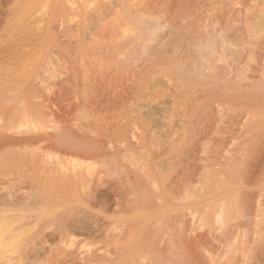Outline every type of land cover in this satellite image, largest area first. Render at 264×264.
Masks as SVG:
<instances>
[{"label": "rangeland", "instance_id": "obj_1", "mask_svg": "<svg viewBox=\"0 0 264 264\" xmlns=\"http://www.w3.org/2000/svg\"><path fill=\"white\" fill-rule=\"evenodd\" d=\"M33 1L0 0V74H7L2 75L0 82L9 79V70L15 67V62L24 59L21 50L19 56L15 54V59L10 47L4 45L6 28L12 22L9 19L18 14V9L19 13L25 11L23 7L33 9V12L39 10L35 15L42 16V20L39 18L42 22L38 19L34 24V27L38 25V31L33 29L32 42L36 46L32 44L34 53L32 57L28 56L32 59L29 62L35 61L30 63V68L38 80H32L30 86L20 91L22 96L14 115L22 119L27 116V111L33 110L44 126L39 130L30 127L4 135L0 131V146L3 145L0 147V167L27 164L24 178L16 181L14 188L31 189L45 178L55 182L63 180L67 184V179L83 174L88 180H85V187L98 194L90 199V204L98 207L96 209L104 206L109 209L111 205L131 207L128 203L138 208L135 211L144 209L142 213L150 208L160 209V225L148 224L135 234L134 247L138 249L134 248L135 256L141 250L145 251L150 254V262L155 261V264H264V17L257 13L262 3L251 0L248 1L252 4L250 7L241 0H237L238 3L236 0H172L167 9L158 0V12L146 21L148 28L146 25L142 28L139 18H145V5L151 0H131V3L130 0L128 3L126 0H104L103 7V0H93L99 2H94L96 7L92 0H87L89 4L86 0H78V5L84 4V7L80 5L83 12L88 9L84 14L81 11V16H68L65 0L62 4L61 0ZM20 3H23L22 7ZM129 3L136 4L137 9L133 5L129 7ZM88 5L94 6L92 10ZM109 5L114 7H110L112 10L116 6L119 12L115 9L113 13ZM163 7L168 13L161 12ZM131 8L139 10L141 15L145 12V15L135 16L138 11L130 12ZM95 9L99 12L102 9L103 14L97 10L95 13ZM258 16L262 22L256 18ZM75 26L78 28H73ZM132 27L136 29L135 33L133 29L130 31ZM125 28L129 33L124 31ZM76 29L79 31H72ZM85 29H88L87 33ZM72 32L78 34L74 41ZM85 33L88 35L84 42L86 56L77 49L79 38L86 36ZM23 35L21 32L20 36ZM90 40H94L91 41L93 46ZM111 61L117 62L116 65L113 66L115 63ZM1 62L7 65L3 66ZM23 100L26 104L22 105ZM148 101L167 105L148 113L143 107ZM2 106L3 103L1 109ZM41 135L45 140L29 146L32 147L27 149L29 153L25 145L19 143ZM49 145L53 148L49 149ZM209 171L213 174L210 178L214 176L211 183L213 179L215 181L213 186L210 184L211 189L205 190L213 189V192H199L197 186L201 185L204 173L209 174ZM120 209L116 208L117 215H120Z\"/></svg>", "mask_w": 264, "mask_h": 264}, {"label": "bare ground", "instance_id": "obj_2", "mask_svg": "<svg viewBox=\"0 0 264 264\" xmlns=\"http://www.w3.org/2000/svg\"><path fill=\"white\" fill-rule=\"evenodd\" d=\"M24 2V0H22ZM33 1V0H32ZM37 1V0H36ZM39 1V0H38ZM82 1V0H81ZM85 1V0H83ZM90 1V0H89ZM93 1V0H92ZM91 1V2H92ZM100 1V0H99ZM107 1V0H106ZM105 1V2H106ZM109 1V0H108ZM134 2V0H132ZM131 0L129 1L130 3L132 2ZM156 1V2H155ZM158 0H152L148 1L145 5L146 8V15H148V17L143 13L142 15H145V18H139V22L137 20L138 23L142 24V28L144 27L143 25H146V27L148 28L146 21H149V18H151L154 14L156 15V13L158 11H156V4ZM172 0H161V3L163 6H165V8L170 6ZM205 1V0H204ZM210 1V0H209ZM231 1V0H230ZM237 1V0H236ZM244 3H248V1L250 2L251 0H241ZM255 3V0H253ZM262 3V5L260 4V2L258 4H260V8L258 9L255 5V7L258 9L257 13H259L260 17H264V0H258ZM256 1V2H258ZM21 2V1H20ZM26 2V0H25ZM24 2V3H25ZM34 2V1H33ZM93 1V5H94ZM97 2V1H96ZM95 2V4H96ZM113 2V1H112ZM126 2L128 3V1L126 0ZM136 2V1H135ZM252 2V1H251ZM48 3V1H47ZM78 0H65V10L67 15H71L72 14H79L81 13L82 9L80 5H84V4H79L78 5ZM85 3H88L87 0ZM90 3V2H89ZM88 3V4H89ZM99 2H97L98 4ZM102 3V2H101ZM100 3V4H101ZM108 4L110 2H107ZM106 3V4H107ZM129 3V5H130ZM160 3V2H159ZM205 3V2H204ZM238 3V1H237ZM21 4V3H20ZM23 4V3H22ZM21 4V7H22ZM27 4V3H26ZM29 4V3H28ZM35 4V3H34ZM51 4V3H50ZM61 4H62V0H61ZM104 4V0L102 3V7ZM108 4L106 6H108ZM118 4V3H117ZM137 4V2H136ZM136 4H131L133 5V7L135 8V6H137ZM172 4V3H171ZM233 4V2H232ZM236 4V3H235ZM242 4V3H240ZM249 4V3H248ZM257 4V6H258ZM36 5V4H35ZM92 5V4H91ZM90 5V6H91ZM131 5L129 7H131ZM135 5V6H134ZM159 5V4H158ZM157 5V6H158ZM161 5V6H162ZM250 5V4H249ZM252 5V4H251ZM250 5V7H251ZM28 6V5H27ZM26 6V7H27ZM32 6V3L30 5V7ZM38 6V5H37ZM89 6V5H88ZM87 6V8H88ZM89 9L93 8L91 7ZM98 6V5H97ZM105 6V5H104ZM127 6V4H126ZM229 6V5H228ZM235 6V5H234ZM237 6V5H236ZM239 6V5H238ZM248 6V5H247ZM246 6V7H247ZM19 7V8H21ZM45 7V6H43ZM52 7V6H51ZM84 7V6H83ZM96 7V6H95ZM99 8H102L100 6H98ZM112 8L113 6L109 5V8ZM128 7V8H129ZM245 7V6H244ZM25 11H21V13H19V9L17 10V15L14 17H12L11 20L12 22L9 23V20H7V22L9 23L8 27L6 29H8V33H6L3 37L4 38V45L5 46H9L10 49L13 52V56L15 54H17L19 56V50H21V52L23 53L21 56H24L23 60L19 62H15V60L13 59L12 61L15 62V67L11 66V71L9 70V74H8V78L9 79H5V82H0V95L3 97V101L0 102L3 103L2 109L0 108L1 112H0V131L4 134H7V132H22L23 129H30V127L34 128L35 130H39V128L44 126V123L39 120L38 118H36L35 114L32 113L33 110H31L32 112H28L27 111V116L25 118H23L24 116H22V119H18V117L16 116L17 114L14 115L15 110L17 109V103L20 99V91H23V87H28L30 86V84L32 83V80L35 81L37 79H35L34 76V71L30 68L31 64H34L35 61H32L33 63L29 62V60L31 61L32 59H28V56L33 55V47L31 48L32 44H34L32 41L34 40L33 38V29L38 31L37 27L38 25H36V27H34V24L38 21V19L42 18V16H37L35 15L37 13V11L39 12V10L33 12L31 9H27L25 7H23ZM36 8V6L34 7ZM86 8V5H85ZM105 8V7H104ZM108 8V7H107ZM106 8V10H108ZM109 10H112V9ZM114 8V7H113ZM143 8V9H145ZM233 8V7H232ZM239 8H241L239 6ZM254 8V10L256 9ZM40 9V8H39ZM46 9V8H45ZM116 9V6H115ZM113 9V10H115ZM137 9V8H135ZM162 9V13H165V11L168 13V8L167 9ZM195 9V7H194ZM247 10H249V8H246ZM253 9V8H252ZM250 9V10H252ZM256 9V10H257ZM42 10V9H41ZM64 10V9H63ZM88 10V9H87ZM86 10V11H87ZM92 10V9H91ZM97 9L94 10V12ZM100 10V9H99ZM105 10V9H104ZM105 10V11H106ZM108 10V11H109ZM112 10V11H113ZM118 9H116V12ZM120 10V9H119ZM124 10V9H123ZM197 10V9H196ZM235 10V9H234ZM44 11V10H43ZM46 11V10H45ZM85 11V12H86ZM107 11V12H108ZM122 11V10H120ZM130 11V9H129ZM132 8L131 11L132 12ZM138 13H135V16H137L139 13V10H137ZM136 10H134L133 12H137ZM164 11V12H163ZM170 11V9H169ZM173 11V10H172ZM193 11V10H192ZM227 11V10H226ZM241 11V9H240ZM47 12V11H46ZM49 12V11H48ZM83 12V11H82ZM83 12V14L85 13ZM89 12V11H88ZM92 12V11H91ZM93 12V15L94 14ZM97 12H99L97 10ZM101 12V13H100ZM100 15L103 14L102 13V9L100 11ZM195 12V11H194ZM233 12V11H232ZM231 12V13H232ZM243 12V10H242ZM16 13V12H15ZM64 13V11L62 12ZM90 13V12H89ZM96 13V12H95ZM114 13V11H113ZM122 13V12H121ZM129 14V12H127ZM148 13V14H147ZM173 13V12H172ZM228 13V12H227ZM237 13L240 14V12L237 11ZM245 13V12H244ZM253 13V11H252ZM43 15V13L40 12V15ZM46 15V13H44ZM49 14V13H48ZM47 14V15H48ZM112 14V13H111ZM116 14V13H115ZM124 13H122V17L119 15V17L123 18ZM230 14V13H228ZM235 14V12H234ZM256 14V13H254ZM55 15V14H54ZM65 15V14H64ZM98 15V13H97ZM141 15V14H140ZM141 15V16H142ZM199 15V14H198ZM233 15V14H232ZM230 15V16H232ZM44 16V15H43ZM52 16V14L50 15ZM84 16V15H83ZM91 16V15H89ZM113 16V15H112ZM117 16V15H116ZM133 16V17H135ZM159 16V15H158ZM229 16V15H226ZM229 16V17H230ZM111 17V16H110ZM127 17V14H126ZM132 17V18H133ZM140 17V16H139ZM143 17V16H142ZM45 18V17H44ZM43 18V19H44ZM50 18V17H49ZM52 18V17H51ZM66 18V17H64ZM80 18V17H78ZM83 17H81L82 19ZM118 18V16L116 17ZM115 18V19H116ZM128 18V17H127ZM131 18V17H129ZM137 18V17H136ZM136 18L134 20H136ZM167 18V17H166ZM177 18V17H176ZM254 18V17H253ZM258 20L260 19L259 16L256 17ZM39 19V21H41ZM47 19V17H46ZM60 19V18H59ZM72 19V18H71ZM92 19V18H90ZM107 19V18H106ZM109 19V18H108ZM113 19V18H112ZM138 19V18H137ZM147 19V20H146ZM226 19V18H225ZM230 19V18H228ZM232 19V18H231ZM264 19V18H263ZM263 19H260V21L262 22ZM49 20V19H48ZM55 20V18H54ZM70 20V19H69ZM74 20V19H73ZM89 20V18H88ZM87 20V21H88ZM119 20V19H118ZM124 20V19H123ZM131 20V19H130ZM45 21V20H44ZM72 21V20H71ZM79 21V20H78ZM76 21V22H78ZM86 21V22H87ZM132 21V20H131ZM158 21V20H157ZM219 21V20H218ZM231 21V20H228ZM257 21V20H256ZM42 22V21H41ZM70 22V21H68ZM80 22V21H79ZM93 22V20H92ZM108 22V21H107ZM113 22V21H112ZM153 21H151V24ZM246 22V21H245ZM59 23V22H58ZM73 23V21H72ZM101 23V21H100ZM119 23V22H118ZM150 23V22H149ZM160 23V22H159ZM5 24V23H4ZM38 24V23H37ZM50 24V23H49ZM56 24V22H55ZM74 24V23H73ZM103 24V23H102ZM110 24V23H109ZM127 24V22H126ZM134 23L132 22V25ZM150 24V25H151ZM155 24V23H154ZM153 24V25H154ZM252 24V23H251ZM52 25V24H51ZM71 25V24H70ZM78 25V23L76 24ZM82 25V24H81ZM89 25V24H88ZM107 25V23H106ZM114 25V24H113ZM122 25V24H121ZM130 24H128L129 26ZM136 25V24H135ZM166 25V24H165ZM256 25V24H255ZM263 25V23H262ZM54 26V25H53ZM73 26V25H72ZM101 26V25H100ZM110 26V25H109ZM108 26V27H109ZM134 26V25H133ZM140 26V25H139ZM158 25H156L157 27ZM229 26V25H228ZM260 26V25H259ZM5 27V26H4ZM59 27V26H58ZM78 27L80 28L81 26L78 25ZM78 27H73V28H78ZM96 27V26H94ZM107 27V26H106ZM107 27V28H108ZM113 27V26H112ZM120 27V26H119ZM126 27V26H125ZM131 27V26H129ZM160 27V26H159ZM230 27V26H229ZM232 27V26H231ZM234 27V26H233ZM41 28V27H40ZM50 28V27H49ZM86 28V27H84ZM101 28V27H100ZM140 28V29H142ZM151 28V27H150ZM155 28V26H154ZM163 28V27H161ZM202 28V27H201ZM251 28V27H250ZM52 29V28H51ZM96 29V28H95ZM102 29V28H101ZM136 30L135 28H131L130 31ZM157 29V28H156ZM155 29V30H156ZM164 29V28H163ZM195 29V28H194ZM5 30V28L3 29ZM2 30L1 33H4ZM77 30V29H76ZM72 30L73 32H78L79 30ZM88 29H85V32L87 33ZM116 30V29H115ZM124 30V29H123ZM128 29L125 28L124 31H127ZM139 30V29H138ZM143 30V29H142ZM146 30V29H144ZM150 30V29H149ZM147 30V31H149ZM159 30V29H158ZM224 30V29H223ZM227 30V29H226ZM36 31V32H37ZM91 31V30H90ZM119 31V30H117ZM151 31V30H150ZM259 31V30H257ZM23 32V37L20 36V33ZM74 36H72V41H74L73 39L76 38L77 39V33H73ZM94 32V31H93ZM101 32V31H100ZM122 32V31H121ZM128 32V31H127ZM158 32V31H157ZM227 32V31H226ZM53 33V32H52ZM56 33V32H55ZM83 33V32H82ZM85 33V34H86ZM98 33V32H96ZM103 33V32H102ZM129 33V32H128ZM135 33V31H134ZM150 33V32H149ZM210 33V32H209ZM247 33V32H246ZM84 34V35H85ZM99 34V33H98ZM114 34V32H113ZM126 34V33H124ZM139 34V33H138ZM152 34V33H151ZM150 34V35H151ZM80 35V34H79ZM105 35V34H104ZM149 35V34H148ZM88 35L86 34V36H81L83 37L82 39L79 38V42H78V46L77 49L78 51L83 54L84 53V45H85V40ZM95 36V35H94ZM92 36V37H94ZM129 36V35H128ZM140 36V35H139ZM256 36V35H255ZM22 37V38H21ZM59 37V36H58ZM80 37V36H79ZM98 37V36H96ZM101 37V34L100 36ZM108 37V36H107ZM106 37V38H107ZM136 37V36H135ZM142 37V34H141ZM198 37V36H197ZM260 37V36H259ZM33 38V39H32ZM126 38V37H125ZM144 38V37H143ZM148 38V37H147ZM225 38V37H224ZM75 39V40H76ZM90 39V38H89ZM92 39V38H91ZM99 39V38H97ZM95 39V40H97ZM119 39V38H118ZM139 40V39H137ZM191 40V39H190ZM228 40V39H227ZM78 41V40H77ZM89 41V40H88ZM92 40H90L91 42ZM94 41V40H93ZM92 41V42H93ZM121 41V40H120ZM126 41V39H125ZM148 41V40H147ZM150 41V40H149ZM195 41V40H194ZM193 41V42H194ZM76 42V41H75ZM91 42V45H92ZM102 42V41H101ZM111 42V41H110ZM140 42V41H139ZM160 42V41H159ZM77 43V42H76ZM103 43V42H102ZM106 43V42H105ZM128 43V42H127ZM203 43V42H202ZM90 45V43H88ZM87 44V45H88ZM97 44V43H96ZM112 44V43H111ZM123 44V43H122ZM152 44V43H151ZM194 44V43H193ZM227 44V43H226ZM1 45V44H0ZM88 45V46H89ZM99 45V44H98ZM109 45V44H108ZM107 45V46H108ZM128 45V44H127ZM34 46H36L34 44ZM86 46V45H85ZM93 46V45H92ZM97 46V45H95ZM104 46V45H103ZM117 46V45H116ZM119 46V45H118ZM125 46V45H124ZM140 46V45H139ZM193 46V45H192ZM222 46V45H221ZM2 47V45H1ZM4 47V46H3ZM210 47V46H209ZM35 48V47H34ZM74 48V47H73ZM95 48V47H94ZM97 48V47H96ZM114 48V47H113ZM146 48V47H145ZM197 48V47H196ZM9 49V48H8ZM33 49V50H32ZM108 49V48H107ZM124 49V48H122ZM201 49V48H200ZM199 49V50H200ZM212 49V48H211ZM1 50V49H0ZM37 50V49H36ZM95 50V49H94ZM30 51L32 52V54L30 53ZM44 51V50H43ZM77 51V50H76ZM77 51V52H78ZM120 51V50H119ZM137 51V50H136ZM139 51V49H138ZM102 52V50L100 51ZM143 52V51H142ZM145 52V51H144ZM2 53V52H1ZM7 53V52H6ZM11 53V52H10ZM37 53V52H36ZM42 53V52H41ZM99 52H97L98 54ZM117 53V52H116ZM134 53V52H133ZM141 53V52H140ZM184 53V52H183ZM214 53V52H213ZM230 53V52H229ZM25 54V55H24ZM80 54V55H81ZM92 54V53H91ZM100 54V53H99ZM143 54V53H142ZM205 54V53H204ZM85 55V53H84ZM139 55V54H138ZM6 56V55H5ZM8 56V55H7ZM6 56V57H7ZM39 56V55H38ZM86 56V55H85ZM100 56V55H99ZM98 56V57H99ZM141 56V55H140ZM16 57V55L14 56V58ZM32 57V56H31ZM35 57V56H33ZM111 57V56H110ZM130 57V56H129ZM215 57V56H214ZM9 58V56H8ZM94 58V57H93ZM101 58V57H100ZM120 58V57H118ZM140 58V57H139ZM181 58V57H180ZM189 58V57H188ZM4 59V57L2 58ZM7 59V58H6ZM16 59V58H15ZM20 59V57H19ZM36 59V57H35ZM55 59V58H54ZM53 59V60H54ZM81 59V57L79 58ZM83 59V58H82ZM109 59V58H107ZM130 59V58H129ZM196 59V58H195ZM101 60V59H100ZM121 60V59H120ZM167 60V59H166ZM189 60V59H188ZM203 60V59H202ZM8 61H10V59H8ZM11 61V62H12ZM40 61V60H39ZM49 61V60H48ZM82 61V60H80ZM93 61V60H92ZM102 61V60H101ZM119 61V60H118ZM136 61V60H135ZM192 61V60H191ZM206 61V60H205ZM209 61V60H208ZM207 61V62H208ZM4 62V61H3ZM1 62V63H3ZM57 62V61H56ZM74 62V60H73ZM83 62V61H82ZM105 62V61H104ZM112 62V61H111ZM116 65L117 62L113 61ZM112 62V63H113ZM166 62V61H165ZM175 62V60H174ZM10 63V62H7ZM31 63V64H30ZM85 63V62H84ZM110 63V62H109ZM124 63V62H123ZM121 63V66H125V64ZM180 63V62H179ZM189 63V62H188ZM6 62L3 63V66H5ZM14 63L12 62L11 65H13ZM30 64V65H29ZM57 64V63H56ZM98 64V63H96ZM102 64V63H101ZM119 64V63H118ZM128 64V62H127ZM170 64V62H169ZM191 64V63H190ZM58 65V64H57ZM129 65V64H128ZM156 65V64H155ZM166 65V64H165ZM1 66V65H0ZM35 66V65H34ZM94 66V65H93ZM112 66V65H111ZM168 66V65H167ZM9 67V66H8ZM44 67V66H42ZM47 67V66H45ZM79 67V66H78ZM100 67V66H99ZM129 67V66H128ZM157 67V66H156ZM4 68V67H3ZM7 68V66H6ZM83 68V67H82ZM170 68V67H169ZM34 69V68H33ZM37 69V68H36ZM97 69V67H96ZM100 69V68H99ZM41 70V69H39ZM43 70V68H42ZM47 70V69H45ZM49 70V69H48ZM92 70V69H91ZM155 70V69H154ZM168 70V69H167ZM182 70V69H181ZM4 71V70H3ZM2 71V72H3ZM37 71V70H36ZM44 71V70H43ZM50 71V70H49ZM116 71V68H115ZM159 71V70H158ZM240 71V70H239ZM8 71L5 70V73H7ZM84 72V71H83ZM108 72V71H107ZM135 72V71H134ZM155 72V71H154ZM41 73V72H40ZM48 73V72H47ZM122 73V72H121ZM136 73V72H135ZM4 74V73H3ZM0 74L2 78V75ZM49 74V73H48ZM81 74V73H80ZM95 74V73H94ZM166 74V73H165ZM195 74V73H194ZM7 74H4V77ZM53 75V74H52ZM105 75V74H104ZM120 75V74H119ZM125 75V74H124ZM51 76V75H50ZM173 76V75H172ZM3 77V78H4ZM40 77V76H39ZM94 77V76H93ZM162 77V76H161ZM112 78V77H111ZM135 78V77H134ZM148 78V77H147ZM152 78V77H151ZM171 78V77H169ZM55 79V78H54ZM108 79V78H107ZM143 79V78H142ZM156 79V78H155ZM164 79V78H162ZM179 79V78H178ZM38 80V79H37ZM49 80V79H46ZM109 80V79H108ZM139 80V78H138ZM149 80V79H148ZM159 80V79H158ZM90 81V80H89ZM105 81V80H104ZM113 81V80H112ZM145 81V80H144ZM153 81V80H152ZM166 81H168L166 79ZM39 81H37L38 83ZM98 82V81H97ZM137 82V81H136ZM161 82V81H160ZM159 82V83H160ZM165 82V79L164 81ZM161 82V84H162ZM170 82V81H169ZM40 83V82H39ZM130 83V82H129ZM83 84V83H82ZM168 84V83H167ZM39 85V84H38ZM103 85V84H102ZM126 85V84H125ZM47 86V85H46ZM162 86V85H161ZM45 87V86H44ZM96 87V86H95ZM94 87V88H95ZM151 87V86H149ZM163 87V86H162ZM88 88V87H87ZM130 88V87H129ZM144 88V87H143ZM161 88V87H160ZM23 89V90H22ZM27 90V88H25ZM47 89V88H45ZM145 89V88H144ZM157 89V88H156ZM25 90V91H26ZM115 91V90H114ZM113 91V92H114ZM125 91V90H124ZM33 92V91H32ZM46 92V91H45ZM118 92V91H117ZM122 92V91H121ZM27 93V92H26ZM87 93V92H86ZM22 94V93H21ZM119 95V94H118ZM117 97V96H116ZM136 97V96H135ZM24 98V97H23ZM37 98V97H36ZM177 99V98H176ZM25 100V99H24ZM23 100V103H25ZM37 100V99H36ZM156 100V99H155ZM38 101V100H37ZM93 101V100H92ZM91 101V102H92ZM146 101V100H145ZM161 101V100H160ZM174 101V100H172ZM171 101V102H172ZM20 102V101H19ZM29 102V101H28ZM41 102V100L39 101ZM53 102V101H52ZM88 102L90 103V101L88 100ZM104 102V101H103ZM115 102V101H114ZM139 102V101H138ZM147 102V101H146ZM149 102V101H148ZM152 103V101H150ZM147 103V104H143L144 109L146 112L148 111H152L155 109H162L164 108V106H166L167 104H158L157 101L156 103ZM38 104V102H36ZM94 103V102H93ZM142 103H145L144 101ZM21 104V103H19ZM18 104V105H19ZM26 104V103H25ZM33 103L31 102V105ZM54 104V103H53ZM141 104V103H140ZM28 105V104H27ZM94 106H96V102L93 104ZM102 105V104H101ZM132 105V104H131ZM175 104H173L174 106ZM26 105H24L25 108ZM92 106V104H91ZM139 106V105H138ZM23 107V106H22ZM27 107V106H26ZM100 107V105H99ZM142 107V108H143ZM94 108V107H93ZM137 111H139V107H136ZM170 109L172 107H169ZM168 108V109H169ZM20 109V107H19ZM22 110H25L23 108H21ZM59 109V108H58ZM89 109V108H88ZM97 109V107L95 108ZM112 109V108H111ZM136 110V109H135ZM159 110V112H160ZM165 110V109H163ZM11 111H13L12 113H10ZM88 111V110H87ZM143 111V112H142ZM141 111V114L144 113V110ZM156 111V110H155ZM154 111V112H155ZM166 111V110H165ZM169 111V110H167ZM20 112V111H19ZM26 112V110H25ZM60 112V111H59ZM96 112V111H94ZM98 112V110H97ZM17 113V112H16ZM135 113V112H134ZM149 113V112H148ZM156 113V112H155ZM158 113V112H157ZM162 113V112H161ZM169 113V112H168ZM20 114V113H19ZM23 114V112H22ZM132 114V113H131ZM139 114V112H138ZM151 115L153 113H150ZM164 114V113H163ZM179 114V113H178ZM24 115V114H23ZM93 115V114H92ZM147 115V114H145ZM162 115V114H161ZM166 115V114H165ZM164 115V116H165ZM21 116V115H20ZM123 116V115H122ZM130 116V115H128ZM140 116V115H139ZM142 116V115H141ZM84 117V116H83ZM161 117V116H160ZM60 118V116H59ZM130 119V118H128ZM135 119V118H133ZM141 119V118H140ZM143 119V118H142ZM161 119V118H160ZM63 120V119H62ZM126 120V119H125ZM146 120V119H145ZM66 121V120H65ZM64 121V122H65ZM142 121V120H140ZM147 121V120H146ZM146 121L143 120V122L145 123ZM148 122V121H147ZM151 123V122H150ZM149 123V124H150ZM146 124V123H145ZM144 124V125H145ZM114 125V124H113ZM153 125V124H152ZM127 126V125H126ZM83 127V126H82ZM135 127V125H134ZM142 127V126H141ZM159 127V126H158ZM87 128V127H86ZM100 128V127H99ZM178 128V127H177ZM26 129V130H27ZM70 129V128H69ZM107 129V128H106ZM151 129V128H150ZM156 129V128H155ZM179 129V128H178ZM25 130V131H26ZM34 130V131H35ZM45 130V129H43ZM164 130V129H163ZM33 132V131H31ZM44 132V131H43ZM152 132V131H151ZM158 132V131H157ZM169 132V131H168ZM182 132V131H181ZM30 133V132H29ZM38 134V132H36ZM45 133V132H44ZM87 133V132H86ZM26 134V133H25ZM48 134V133H45ZM44 134V135H45ZM137 134V133H136ZM134 134V135H136ZM142 134V133H141ZM165 134V133H164ZM181 134V133H180ZM17 135V134H16ZM33 135V133H32ZM159 135V134H158ZM166 135V134H165ZM175 135V134H174ZM47 136V135H45ZM137 136V135H136ZM0 137H2V135H0ZM153 137V136H152ZM169 137V136H168ZM20 138V137H19ZM26 138V137H25ZM24 138V139H25ZM50 138V136L48 137ZM47 138V139H48ZM159 138V137H158ZM161 138V137H160ZM172 138V136H171ZM7 139V137H6ZM23 139V138H22ZM44 139V136H39V137H35L32 138H26L25 140L20 141V145L21 143L25 145V150L28 151L27 149H31L33 147V144H35L36 142L39 143L40 140ZM46 139V140H47ZM136 139H138L136 137ZM153 139V138H152ZM156 139V138H155ZM15 140V139H14ZM43 140V141H44ZM50 140V139H49ZM128 140V139H127ZM157 140V139H156ZM13 141V140H12ZM39 141V142H38ZM104 141V140H103ZM169 141V140H168ZM174 141V140H173ZM15 142V141H14ZM17 142V141H16ZM49 141H47L48 143ZM155 142V141H154ZM12 143V142H11ZM51 143V142H49ZM117 143V142H116ZM10 144V143H9ZM8 144V146H9ZM13 144V143H12ZM44 144V143H43ZM158 144V143H157ZM7 145V143H6ZM5 145V147H6ZM19 145V144H18ZM19 145V146H20ZM37 145V144H35ZM52 145V144H50ZM49 145V149L51 148ZM100 145V144H99ZM7 146V147H8ZM13 146V145H12ZM17 146V145H16ZM32 146V147H29ZM44 146V145H43ZM46 146V145H45ZM53 146V145H52ZM148 146V145H147ZM1 147V146H0ZM48 147V146H47ZM3 148V145L2 147ZM24 148V147H23ZM22 148V151H24ZM36 148V147H34ZM53 148V147H52ZM51 148V149H52ZM55 149V148H54ZM14 150V149H13ZM17 150V149H16ZM33 151V150H32ZM31 151V152H32ZM47 151V150H46ZM144 151V150H143ZM13 152V151H12ZM21 152V151H20ZM34 152H36V150H34ZM57 152V151H56ZM65 152V151H64ZM19 153V152H18ZM25 153V152H24ZM23 153V154H24ZM29 153V151L27 152ZM47 153V152H45ZM49 153V151H48ZM47 153V154H48ZM52 153V152H51ZM67 153V152H66ZM72 153V152H70ZM69 153V154H70ZM137 153V152H136ZM139 153V152H138ZM144 153V152H143ZM146 153V152H145ZM15 154V153H14ZM35 154V153H34ZM37 154V153H36ZM42 155L44 154L43 152L41 153ZM40 154V155H41ZM50 154V153H49ZM74 154V153H73ZM148 154V153H146ZM19 155V154H18ZM17 155V156H18ZM27 156H29L28 154H25ZM51 155V154H50ZM55 155V154H54ZM77 155V154H76ZM80 155V154H79ZM83 155V154H82ZM22 156V155H21ZM32 156V155H31ZM39 156V155H38ZM48 156V155H45ZM69 156V155H68ZM146 156V155H145ZM16 157V155H15ZM23 157V156H22ZM35 157V156H34ZM49 157V156H48ZM73 157V156H72ZM79 157V156H77ZM85 157V156H84ZM134 157V156H133ZM149 157V156H148ZM75 158V157H74ZM83 158V157H82ZM22 159V158H21ZM29 159V158H28ZM44 159V158H43ZM10 160V158H9ZM27 160V159H26ZM25 160V161H26ZM33 160V159H32ZM31 160V161H32ZM42 160V159H41ZM137 160V159H136ZM5 160H3L4 162ZM16 161V160H15ZM22 161V160H21ZM9 162V161H8ZM30 162V160H29ZM5 163V162H4ZM7 163V162H6ZM17 163V162H16ZM49 163V162H48ZM126 163V162H125ZM131 163V161H130ZM2 165V164H1ZM26 162L24 164L18 163V164H14V165H5L1 168L0 167V264H155L153 261L150 262L149 260V253L146 254L145 251H140L138 253L137 256H135L133 254L134 251V245L137 242V236L135 237V234L140 231L143 230V228L146 225H150L151 223H153L154 225H157L159 222V211L160 209L158 208H150L149 211H145L146 213H142L144 209H141V211H135L138 208H134V206H132V203H128L130 204L131 207H126V206H119L121 207V209L119 210L120 215H117L118 212H116V208H119L117 206L111 205L109 207V209H104V208H100V209H96V207H94V204H90V199L92 197V195H98L95 194L94 192H92L91 190L87 189L86 186V178L83 174L80 175H76L74 176V178L72 179H67L69 182L67 184H65L63 182V180L61 182H58L55 180H51L50 178H45L43 180H41L42 182L38 183L37 185L33 186L31 189H15L14 188V184L16 181H18L19 179H21L22 177L24 178V173H25V166H26ZM29 165V164H28ZM47 165V164H46ZM133 165V164H132ZM40 166V165H39ZM27 167V166H26ZM44 167V166H43ZM50 168V167H49ZM207 169V168H206ZM47 170V169H46ZM64 170V169H63ZM211 170V169H210ZM219 170V169H218ZM30 172V170H29ZM210 172V171H209ZM216 172V171H214ZM66 173V172H65ZM212 172H210L208 174L204 173L206 175H203V179L200 182L201 185L200 188L199 186H197V189H199V192L204 193L205 191L207 192V190H205L206 188H212L213 186V182L215 181L213 179V182L211 183V179L214 178L211 177L210 178V174ZM29 174V173H28ZM27 174V175H28ZM50 174V173H49ZM213 175V174H211ZM216 175V174H215ZM40 176V175H39ZM73 176V175H72ZM91 177V176H90ZM97 177V175H96ZM216 177V176H215ZM55 178V177H54ZM199 180V179H198ZM88 181V180H86ZM97 181V180H96ZM222 181V180H221ZM227 181V180H226ZM20 183V182H19ZM216 183V182H215ZM214 183V184H215ZM210 184H212L211 187ZM222 184V183H221ZM215 187V185H214ZM213 187V188H214ZM217 188V186H216ZM225 188V187H224ZM176 190V189H175ZM205 190V191H204ZM213 190V189H212ZM212 190H208L209 192H211ZM216 189H214L215 191ZM220 191V188H219ZM198 192V190H197ZM198 192V193H199ZM213 192V191H212ZM216 192V191H215ZM214 192V193H215ZM201 193V194H202ZM200 194V195H201ZM187 195V194H186ZM206 195V193H205ZM210 196V194H208ZM182 196V195H181ZM125 197V196H124ZM207 197V195H206ZM128 199V198H127ZM185 199V198H184ZM193 199V197H192ZM199 199V198H198ZM201 199V198H200ZM131 200V199H130ZM194 200V199H193ZM192 200V201H193ZM129 201V200H128ZM180 201V200H179ZM195 201V200H194ZM200 201V200H199ZM110 204H112L110 202ZM118 204V203H117ZM160 204V203H159ZM124 205V204H122ZM109 206V205H108ZM114 206V207H113ZM141 206V205H140ZM139 206V207H140ZM146 206V205H145ZM157 206V205H156ZM126 207V208H125ZM98 208V207H97ZM149 208V207H148ZM146 210V209H145ZM164 210V209H163ZM118 211V210H117ZM131 211H133L132 213H130ZM161 214V213H160ZM201 218V217H200ZM160 225V224H158ZM153 226V225H152ZM160 227V226H158ZM152 228V227H151ZM155 228V226L153 227ZM158 229V228H157ZM149 231V230H148ZM154 231V230H153ZM142 232V231H141ZM150 232V231H149ZM152 232V231H151ZM140 234V233H139ZM141 235V234H140ZM139 235V236H140ZM160 238V237H159ZM260 238V237H259ZM155 240V239H154ZM157 240V239H156ZM255 240V239H254ZM139 241V240H138ZM186 242V241H185ZM252 242V241H251ZM147 243V242H146ZM145 243V244H146ZM154 243V242H153ZM161 243V241H160ZM142 244V243H141ZM148 244V243H147ZM140 245V243H139ZM136 246V245H135ZM147 246V245H145ZM154 246V245H153ZM141 247V245L139 246ZM149 247V246H148ZM152 247V246H151ZM263 247V246H262ZM150 248V247H149ZM137 249V248H135ZM140 249V248H139ZM157 249H161V248H157ZM224 249V248H223ZM222 249V250H223ZM138 250V249H137ZM151 250V248H150ZM156 250V249H155ZM158 250V251H159ZM153 251V250H152ZM152 251H150L152 253ZM157 251V252H158ZM161 254V251H159ZM158 252V253H159ZM137 253V252H136ZM157 253V254H158ZM153 257V256H152ZM151 257V258H152ZM158 257V255H157ZM155 257V258H157ZM162 258V257H161ZM154 259V258H153ZM152 259V260H153Z\"/></svg>", "mask_w": 264, "mask_h": 264}]
</instances>
